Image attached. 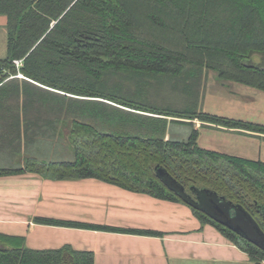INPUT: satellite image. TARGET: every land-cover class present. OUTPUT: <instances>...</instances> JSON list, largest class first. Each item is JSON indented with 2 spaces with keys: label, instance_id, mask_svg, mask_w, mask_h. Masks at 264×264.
Here are the masks:
<instances>
[{
  "label": "trees",
  "instance_id": "trees-1",
  "mask_svg": "<svg viewBox=\"0 0 264 264\" xmlns=\"http://www.w3.org/2000/svg\"><path fill=\"white\" fill-rule=\"evenodd\" d=\"M0 16L8 33L7 55L0 58V127L18 163L0 166V175L97 178L185 203L202 225L218 227L251 260L264 261L262 248L196 208L190 189L206 187L242 205L264 230V161L201 147L193 124L198 119L264 134L262 124L200 110L209 70L220 82L264 91V0H0ZM165 85L197 96L196 102L187 109L154 106L153 90ZM170 124L190 127L189 136L167 137ZM158 167L186 187L190 200L163 182ZM0 264H95V254L69 244L32 249L24 237L0 233Z\"/></svg>",
  "mask_w": 264,
  "mask_h": 264
},
{
  "label": "crops",
  "instance_id": "crops-1",
  "mask_svg": "<svg viewBox=\"0 0 264 264\" xmlns=\"http://www.w3.org/2000/svg\"><path fill=\"white\" fill-rule=\"evenodd\" d=\"M6 23V17L0 16V28L6 27ZM205 84L206 78L200 110L264 125V91L238 82H220L216 78L211 86L205 87ZM193 124L199 130L201 147L264 161L263 133L198 119ZM4 131L0 127V166H13L18 164L16 154L13 146L9 145L10 139L3 135ZM21 155L24 159V150ZM60 189L62 195L55 196ZM146 204L152 209L151 214L147 218L137 216L139 212H146ZM177 206L181 207L180 212L187 214L190 223L180 229L176 227L175 216L171 219L173 223L170 220L168 223L165 215V211ZM183 207L182 203L133 192L97 178L50 180L30 171L0 175V233L24 237L29 248L56 249L69 244L76 250L93 251L95 264H150L147 259L157 260L160 264L165 256L176 259L182 252L199 259L209 256L214 259L241 256L250 259L248 253L231 243L212 225L206 224L209 225L207 228L200 225L190 210ZM37 217L132 229L148 228L163 231L164 235L45 224ZM162 217L167 220L163 221ZM208 234L212 235L211 241L206 239ZM127 258L136 259V262L127 261Z\"/></svg>",
  "mask_w": 264,
  "mask_h": 264
},
{
  "label": "rangeland",
  "instance_id": "rangeland-1",
  "mask_svg": "<svg viewBox=\"0 0 264 264\" xmlns=\"http://www.w3.org/2000/svg\"><path fill=\"white\" fill-rule=\"evenodd\" d=\"M7 29L6 27L4 28H0V58H3L7 55ZM205 78H206V84L205 87L207 86H211L213 84V82L215 81V78L217 79V73L215 71L209 70L207 71V73L205 74ZM109 88H112L114 86H109ZM157 89V87H156ZM123 92H125L123 90ZM154 95V103L153 105L158 107V108H170V109H187L189 107H192V105L196 102L197 96L193 97L192 96H188L186 98V95L189 94H184L182 91H178L179 94L177 93H173V91L171 92V89L169 88L168 85L164 86V90L162 89H157V90H153ZM199 103V102H198ZM201 108V107H200ZM168 132L170 133V136L172 135V138H180V139H186L189 136L190 133V127L185 126V125H178V124H170L169 128H168ZM169 137V136H168ZM26 157V154H25ZM24 157V160H25ZM21 162H24V160L21 157ZM20 162V161H19ZM17 165V164H15ZM222 181V180H221ZM65 193V192H64ZM59 196L62 195V189H60L59 191L55 192V196ZM222 195V194H221ZM181 204V202H179ZM147 205V208L145 209L146 212H139L137 214V216L139 217H145L146 218L151 214L152 209L149 208V205ZM182 206H184L183 208H186V210H190V212L192 213V216L195 218L196 216L193 215V211L192 208L190 206H188L185 203H182ZM180 208L181 207H175L174 209H170L168 211H165V215H167V219L163 218L164 220H167L168 223H173V221L171 220L174 216L177 218V224L176 227L177 228H183L186 225H189L190 223H188V218L186 217L187 214H185L184 212H180ZM176 214V215H175ZM170 217V218H168ZM196 219L200 222V225H202L201 221L196 217ZM170 220V221H169ZM206 226V224H204ZM223 225V224H222ZM204 226V227H205ZM225 228L226 226L223 225ZM209 227V225L206 226V228ZM211 227V226H210ZM214 228H216V230H218L219 232H221L219 230L218 227L214 226ZM148 229V228H145ZM213 233V232H211ZM215 233V232H214ZM222 233V232H221ZM220 235V234H219ZM211 234H208V236L206 237V239H208V241H211ZM222 237V235H220ZM226 237V236H225ZM217 236L214 238L216 239ZM227 238V237H226ZM192 255V254H191ZM190 254H186L185 252H182V254H180L179 256H177L176 259L172 258L171 256H165L163 258L162 261H160V264H259L257 262H254L253 260L246 258V257H239V258H212L211 256H209L208 258L204 257L199 259V258H194L192 257ZM207 260H206V259ZM127 261H132V262H136V259H131V258H127ZM248 259V260H247ZM239 260V261H237ZM150 261V264H159V262L157 260L154 259H147V262ZM138 262V260H137ZM260 264H264V261L261 262Z\"/></svg>",
  "mask_w": 264,
  "mask_h": 264
},
{
  "label": "water",
  "instance_id": "water-1",
  "mask_svg": "<svg viewBox=\"0 0 264 264\" xmlns=\"http://www.w3.org/2000/svg\"><path fill=\"white\" fill-rule=\"evenodd\" d=\"M156 171L165 184L176 190L186 200H190V193L186 187L165 168L158 167ZM190 189L196 195L194 202L196 208L264 250V230L254 216L242 205L227 200L216 191L206 187L191 186Z\"/></svg>",
  "mask_w": 264,
  "mask_h": 264
},
{
  "label": "built area",
  "instance_id": "built-area-1",
  "mask_svg": "<svg viewBox=\"0 0 264 264\" xmlns=\"http://www.w3.org/2000/svg\"><path fill=\"white\" fill-rule=\"evenodd\" d=\"M15 63L17 64V66H20V65H22V60L21 59L15 60ZM0 71H1V68H0ZM19 76L23 77V74L20 73Z\"/></svg>",
  "mask_w": 264,
  "mask_h": 264
}]
</instances>
